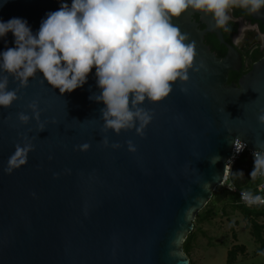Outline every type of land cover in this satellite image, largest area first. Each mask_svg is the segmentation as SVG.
Returning a JSON list of instances; mask_svg holds the SVG:
<instances>
[{
    "label": "water",
    "instance_id": "95a60500",
    "mask_svg": "<svg viewBox=\"0 0 264 264\" xmlns=\"http://www.w3.org/2000/svg\"><path fill=\"white\" fill-rule=\"evenodd\" d=\"M60 5L61 0H0V21L21 18L35 34ZM173 23L196 42L195 63L203 61L206 70H189V81L176 82L163 101L144 102L154 117L143 137L135 129L101 131L105 105L90 99L101 91L95 68L82 87L64 94L37 72L17 93L20 99L0 107V264H190L184 242L226 179L234 141L239 137L249 150L264 151V125L258 121L264 57L229 83V72L238 71L242 60L232 45L219 57L204 42L206 32L224 42L213 18L189 9ZM14 39L11 32L0 37V53L15 47ZM18 86L9 76L8 89ZM33 100L44 131L35 119L27 125L17 119L19 112L32 116L27 105ZM22 135L34 151L26 165L6 174ZM105 136L121 147H105ZM128 140L136 152L128 150ZM85 143L90 148L80 151ZM213 157L219 159L212 163Z\"/></svg>",
    "mask_w": 264,
    "mask_h": 264
},
{
    "label": "clouds",
    "instance_id": "9594fccd",
    "mask_svg": "<svg viewBox=\"0 0 264 264\" xmlns=\"http://www.w3.org/2000/svg\"><path fill=\"white\" fill-rule=\"evenodd\" d=\"M234 8L259 14L264 0H71L70 5L61 0L60 8L47 13L35 34L21 18L0 21V37L11 32L15 38V47L0 53V107L8 108L20 99L17 93L37 72L64 94L82 87L95 68L101 91L90 99L105 105L100 109L104 122L101 131L113 130L118 135L122 130L135 129L143 137L154 117V112L142 107L144 102L163 101L176 82L189 81V70H206L203 61L195 63L196 42L173 23V18L191 9L210 15L218 29L231 32ZM233 39L236 43L241 40L239 36ZM9 76L19 82L13 90L8 89ZM181 91L186 93L187 88ZM27 108L32 116L17 113L20 124L35 119L37 130L44 131L46 122L40 120L38 102L33 100ZM258 121L264 125V109ZM21 140L8 158L6 174L26 165L34 151L27 135ZM101 143L113 149L121 147L119 143L110 145L107 136ZM126 143L130 152H136L131 140ZM234 147L239 153L246 145L237 137ZM89 148L88 143L78 146L80 151ZM253 157L250 177L264 176V151H255ZM218 159L213 157L211 162ZM232 174L243 177L242 172ZM241 198L249 205L264 204V197L249 191L242 192Z\"/></svg>",
    "mask_w": 264,
    "mask_h": 264
},
{
    "label": "trees",
    "instance_id": "16d2710c",
    "mask_svg": "<svg viewBox=\"0 0 264 264\" xmlns=\"http://www.w3.org/2000/svg\"><path fill=\"white\" fill-rule=\"evenodd\" d=\"M216 50V49H214ZM218 56L222 55L217 53ZM240 77V73L231 71L229 73L228 82L235 81L237 82ZM253 170L251 164V154L246 150L242 155H240L234 163L231 165L229 176L227 180L222 184L217 186L213 192L212 199L207 203V205L197 214L194 221V228L189 233L188 237L184 242V251L190 259V264H196L193 258L191 257V252L194 246V240L196 237V231L199 228V225L208 218H211L216 211V206L221 205L222 213L226 212V208L229 206L234 211H239L243 214L244 218L248 222L250 227V232L252 233L255 241L259 244L258 251L264 252V223H261L259 219L264 217V208L262 207H250L239 203L238 192L233 190L232 187H237L238 189H246L251 191L253 186L257 184L259 179L257 177L251 178L250 173ZM242 172L243 177L234 176L232 173ZM233 237L236 238V233L233 231ZM246 247L244 244H235L228 251V264H232L235 261V258L239 252L244 253Z\"/></svg>",
    "mask_w": 264,
    "mask_h": 264
},
{
    "label": "rangeland",
    "instance_id": "374dc122",
    "mask_svg": "<svg viewBox=\"0 0 264 264\" xmlns=\"http://www.w3.org/2000/svg\"><path fill=\"white\" fill-rule=\"evenodd\" d=\"M223 204V203H222ZM216 206V213L199 225L196 231L191 257L196 264H228V251L235 244H244L246 250L239 252L232 264H264V252L258 251L248 222L239 211L229 206L222 213L221 205ZM264 223V217L259 219ZM233 231L236 238L233 237Z\"/></svg>",
    "mask_w": 264,
    "mask_h": 264
},
{
    "label": "flooded vegetation",
    "instance_id": "af4514ba",
    "mask_svg": "<svg viewBox=\"0 0 264 264\" xmlns=\"http://www.w3.org/2000/svg\"><path fill=\"white\" fill-rule=\"evenodd\" d=\"M230 15L232 16L229 22L231 32H224L221 29L224 42H221L216 34L211 32L204 34V42L217 56V53L222 54L219 57L225 56L229 50V45H232L242 60L240 69L234 72L240 73L241 76L251 69L254 62L264 57V9L257 14L262 18H256L253 14L240 8H234ZM193 18L196 21L199 20L197 14ZM198 27L204 29L205 25L200 23ZM237 36L241 38L239 43L233 39Z\"/></svg>",
    "mask_w": 264,
    "mask_h": 264
},
{
    "label": "built area",
    "instance_id": "2783aa9c",
    "mask_svg": "<svg viewBox=\"0 0 264 264\" xmlns=\"http://www.w3.org/2000/svg\"><path fill=\"white\" fill-rule=\"evenodd\" d=\"M240 140H241V139H240ZM241 141L246 145V147L244 148L243 151L237 153V152L235 151V147L233 146V155H232V157L228 160V166H227V167H228V171H227V176H226L225 181L227 180V178H228V176H229V172H230L231 165H232V164L234 163V161H235L240 155H242L246 150H248V151L250 152V154H251V164H252V167H254V157H253V153H254L255 151H258V150H249V149H248V143H247L246 141H243V140H241ZM256 177L259 179V181L257 182L256 185L253 186L252 190L249 191V192H252V193L255 194V195H261L262 197H264V176H262V175H257ZM225 181H224V182H225ZM232 189L238 192V195H239V203L244 204V205H248V206H250V207H262V208H264V204H254V205H249V204H247V203L241 198V194H242V192H244V191H248V190H246V189H238V188L235 187V186L232 187Z\"/></svg>",
    "mask_w": 264,
    "mask_h": 264
}]
</instances>
